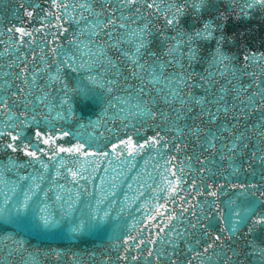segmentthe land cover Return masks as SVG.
<instances>
[{"label": "water", "instance_id": "1", "mask_svg": "<svg viewBox=\"0 0 264 264\" xmlns=\"http://www.w3.org/2000/svg\"><path fill=\"white\" fill-rule=\"evenodd\" d=\"M236 144L183 207L174 211L176 216L171 217L172 212L83 264H264V224H254L251 218L234 220L238 207L253 203L257 211L264 209V105L256 109ZM192 241L199 243L188 248ZM205 242L213 246L205 249ZM193 251L198 255L192 256Z\"/></svg>", "mask_w": 264, "mask_h": 264}, {"label": "snow or ice", "instance_id": "2", "mask_svg": "<svg viewBox=\"0 0 264 264\" xmlns=\"http://www.w3.org/2000/svg\"><path fill=\"white\" fill-rule=\"evenodd\" d=\"M133 2H134V0H127L126 3H125V0H118L120 8L128 7L129 5H132ZM141 2H146L147 6L149 8H155L156 11H159L161 8H164L165 9V18L169 24H173V23L177 22L180 11L186 7V4H184V3H179L178 5L173 4V3H169V4L165 5L164 3H162V0H157L156 3H153V0H141ZM259 3L264 4V0H259ZM50 4H51V8L57 9V11L55 13H53L51 11V8L48 9L49 17L55 16V19H52L50 22H51V24L59 26L61 31H65L68 29L69 24L66 22L75 21L79 24V33L80 34H82L84 31H87L90 35V38H95L96 35L98 33H101L103 29H109V30L115 31L116 28H114L113 26H117L119 28H127V27H129V24H130V21L127 19L128 14L124 13V12H118L117 11V5H116V3H113L112 0H101L100 4L88 3V2H85V0H81V3H76V4H69V0H63V3H60L59 0H50ZM202 6H203V4L201 3V0H196L194 7L200 8ZM252 6H253L252 4L248 5V7H252ZM70 9H79L80 15L79 16L76 15L75 12H72L71 15H69L68 13H69ZM168 9H172L173 12L175 13V15L170 14L168 12ZM32 14H33L32 10H29L28 16L31 17ZM41 19H45V17H41ZM81 20H83L84 22L80 23ZM38 27L44 28L45 25L41 24ZM209 27H212L211 22L206 21L204 24V28L202 29L204 35H211V33L208 32ZM15 30L20 35L19 40L16 41L17 48H19V47H21L27 43H31V45L35 46L36 37L33 34V28L25 27V26H18ZM136 31L139 32V39L136 40L135 48L133 51L138 54L140 48L142 46H144L145 44H147V40L145 39V33H144L142 28H137ZM196 35H199V33H196ZM132 36H133V34H126L125 38L131 39ZM54 39L59 40L60 38L57 36V37H54ZM69 39L71 41H74L76 44H80L81 48H84L85 44H87L89 48H92L91 39H89L88 41L82 42L78 38V36H75V35L69 37ZM108 39L112 40V42L114 44L119 43V41L113 40V38L111 36H108ZM176 43L179 44L180 41L177 40ZM104 47L105 46L103 45V42H101V47L98 51H103ZM51 50L58 51V52L60 51L59 49H57L56 44L52 45ZM93 50L97 51V49H93ZM26 51H27V49H26ZM76 51L78 52L79 49H77ZM216 51L218 53V55L216 57L217 61H219L221 58H223V59L228 58L224 55V53L220 49L219 45H217ZM193 52H194V49L190 48L189 49V55L191 56L193 54ZM20 55H24V53H20ZM31 55L33 57H36L37 53L35 51H32ZM125 55H131V53H125ZM63 56H64L65 61L71 62V61L76 60V55L73 54V52H69L67 49H63ZM101 58H103V57H101ZM132 58L135 60L137 57L135 55H133ZM45 60H46V58L43 55H41L39 57V61L42 64V68H38V67L32 68V81L36 80V75H35L36 73H40L42 71V69H47L48 66L46 63H44ZM89 63H93V62L89 61ZM143 64H144V62L141 61L140 64L135 65V68L142 70ZM68 66L69 67H76L77 70L87 69V67H88L87 64L75 65L72 63H69ZM132 66L133 65H129V67H132ZM64 67H65L64 63L57 61V71L56 72H50V76L52 77V79H59V76L61 74L60 70L63 69ZM152 67L155 70V65H153ZM161 67H163V64H161ZM221 67H223V65H221ZM28 68H29V65L27 63H24L23 69L21 71V75L26 73L28 71ZM116 75L119 76L120 73L116 72ZM179 75L184 76L183 73H180ZM13 79H19V76H14ZM171 79L176 80V76L173 75L171 77ZM191 79H192L191 76H187V77H185V79L179 80L178 84L180 86H184L185 80H191ZM149 80L150 81H156L157 76L149 75L146 78L145 82H147ZM200 80L202 82L207 83L204 80L203 76L200 77ZM25 82H29L27 80L26 76H25ZM87 82H91L93 84L107 83L109 85L115 83V81L97 80L95 74L92 73L88 77L81 78L80 80H78L77 84H76V88L78 90L87 92L89 90ZM168 83L171 84V81H168ZM257 83H259V81H257ZM63 87L66 88L67 84L63 85ZM208 87H211V85L209 84ZM239 87H240V92L242 93L244 88H243V86H239ZM2 89H3V85H0V110H3V111L8 113V115L5 117V120H8L9 118H15L17 122H20L19 117H23V122H21L20 127H17L16 123L0 125V133H3L9 137V140L4 141L5 147L13 149V150H16L18 147H20L24 153H26L30 157H36L37 159H39V162L45 168H47L48 165L44 162V160L42 158H40V152L37 150V148L34 147L32 144L28 143V140L31 139V137H29L28 139H23L22 143H18L22 139L24 124L31 122L35 118L33 116H29L27 110L20 112L17 115V113L13 112L12 109L9 107L10 103H12V101H10L9 97L11 96V97H15L16 99H19L21 96V92L23 90L17 89L16 91H11V90L2 91ZM109 90H111V88H109ZM223 91H224V89L221 88V92H223ZM172 92L177 93V88H172ZM129 95H131V94H129ZM179 95H180L182 101L188 100V102H192V100H195V101H198L200 105L206 104L204 97L194 96V94L191 90L188 91L187 96H184V93H179ZM238 95H239V93H238ZM257 95H260L262 97L261 104H257L255 102V100L250 99L248 97H245V99L248 100V104H244L241 101V106L247 108L249 105H251V107H253V108H258V107H261V105H264V92L257 93ZM23 96L27 97L28 92L23 91ZM44 96H48V93L47 92L43 93V95L41 97H39V99H43ZM217 99H218V97H217ZM65 102H70L69 97L67 95H64L62 97V100H61L62 104ZM24 103L30 104L31 101L25 99ZM155 103H156V101L152 100L151 98L144 97L142 101L137 102L135 111L137 113H140L141 115H143L145 117H152V118L160 117L161 120L165 119V117L160 116L159 111H153L152 110L153 107L155 106ZM48 107H49V110L51 111V108H52L51 104H49ZM224 107H225L224 105L217 104L216 108L214 109L212 107L211 103H207V106L205 108H202L200 115L201 116L207 115V117L210 121H214V120H216L217 116L219 115V109L224 108ZM61 111L65 112V113H70L71 108H68V109L62 108ZM225 111H227V108H225ZM213 113H215V115ZM60 114H61V112H57V116H59ZM65 118H67V116H65ZM198 125H199V122H197V124L192 127L191 131L193 133H199V132L203 131L208 137L207 142L209 144V147H212L214 149V147H215V145H214L215 134L210 132V130L208 128H200ZM49 127H51V125H49ZM225 127H227V125H225ZM139 130L143 131V128H141ZM177 131H180V129H177ZM229 131H231V129H229ZM68 134L69 133L65 132V131H57L55 133V136H57V137L58 136H66ZM34 135L37 138V140L40 137H43L44 142L46 144H51L55 140V137L52 136L51 134L46 135L45 132L42 131L41 127H36L34 129ZM158 137H160V133L156 132L154 135L149 136L147 140L141 141V143L146 144L149 141H156ZM0 139H2V136H0ZM162 139H167V137H163ZM239 139H240V135H239V133H237L235 136V140L238 141ZM126 141L128 142L129 145H131L132 144V136H127ZM123 143H125V141H120V140L117 141V144H123ZM229 143H231L232 148L237 147L236 143L231 142V141ZM56 147L59 151H67V152H74L75 151V152H78L84 147V145L80 144L78 141L76 144H71L68 146H65L63 144H58V145H56ZM177 147L179 148V145H177ZM112 148H116V144H113ZM131 150H132V148L130 146L129 151H131ZM41 151H48L49 155H53V156L55 155V153H52L50 151V149H42ZM91 151H94V149L89 148V152H91ZM86 154L87 153H85V155ZM201 159H205V158L201 157ZM201 171H203V169H201ZM23 175H27V173H24ZM72 176H73V178H77L78 173L73 171ZM35 179L36 178L33 177V180H35ZM179 183H180V180L178 178L176 180V184H179ZM221 183H223V181H221ZM209 187L211 188L212 186L209 185ZM232 187H237V185H232ZM32 188L36 189L37 185L35 183H33ZM239 188L244 189L245 186L239 185ZM171 190L175 192V191H177V188L173 187ZM5 191H7V190H5ZM212 195H215L214 190L212 192ZM31 196H32V192L26 190L25 195L23 197V203H21L19 200H17L14 209L11 208L9 205H7V203H5L4 205H0V215L11 217V216L23 211ZM99 203H100V201L98 200L97 204H99ZM69 207H71V205H69ZM181 207H183V206H181ZM257 207L258 206L256 204H253V203H250L248 207H243V206L238 207L236 215L234 216V220L251 218L254 224H264V209L257 211ZM40 211L42 213H44V215L41 217L44 224H48L49 222H52V217L47 214V212L45 211V209L43 207H41ZM176 215H177V213L173 212L171 214V217H174ZM171 217H169L168 221H165V222L166 223L169 222L171 220ZM148 219L151 220V219H153V217L150 216ZM145 223H147V221H145ZM84 225H85V221L82 219L80 221V224L78 227H84ZM233 227L235 228L236 225L233 224ZM249 230H251V226L249 227ZM176 235H179V234L177 233ZM157 236H159V233H157ZM213 236L215 237V239H220V236L216 233H213ZM124 239H125V241H129L131 238L126 236ZM152 239L155 240L156 237H152ZM160 239L163 240V237L160 236ZM198 243H199V241H192L191 243H188L187 247L192 248V246L194 244H198ZM211 246H213L211 242H205V245H204L205 249H207ZM19 247L21 248L22 251H24V254L26 256L30 255L29 253H27L24 250L22 243L19 244ZM137 247H139V245H137ZM151 252H152V249L149 248L148 254L150 255ZM121 255H123V253H121ZM160 255L163 256V255H165V253L161 252ZM197 255H198L197 252H195V251L192 252V256H197ZM157 259L159 260V257H157ZM171 259H175V257H171Z\"/></svg>", "mask_w": 264, "mask_h": 264}]
</instances>
